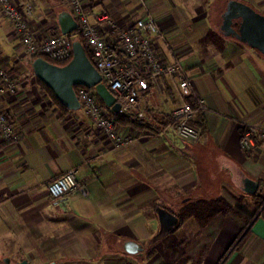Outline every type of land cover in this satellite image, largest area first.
I'll list each match as a JSON object with an SVG mask.
<instances>
[{
  "label": "crops",
  "instance_id": "obj_1",
  "mask_svg": "<svg viewBox=\"0 0 264 264\" xmlns=\"http://www.w3.org/2000/svg\"><path fill=\"white\" fill-rule=\"evenodd\" d=\"M26 1L33 11L28 24L37 38L52 32L54 14L69 11L66 0ZM83 1L91 22L100 12L119 21H131L142 14L139 0ZM231 1L244 2L264 14V0ZM218 26L207 18V22L189 26L191 30L175 26L164 31L171 44L207 38L210 33L211 43L230 49L180 55L207 108L189 118L198 139L181 140L167 127L171 111L183 97L167 78L159 76L148 80L147 89L137 93L136 103L128 109L140 120V127H121L138 137L120 149L108 150L82 107L63 110L48 98L30 72L18 37L10 33L0 14V64L16 83L14 94L0 95V111L8 116L17 134L14 143L0 137V237L6 234L15 241L34 240L37 250L45 253L47 264L69 259L76 263L67 264H90L86 260L97 258L92 264H102L101 251L95 247L101 244L96 232L103 228L102 237L107 231L117 236L116 230L125 225L128 230L144 226L147 233H166L179 226L180 219L200 220V213L207 210L203 205L224 203L229 208L212 213L204 225L232 238L229 246L243 228L233 220L249 219L264 192V142L249 150L238 146L241 121L264 127V55L222 35ZM102 35L115 41L108 29H103ZM246 88L253 100L246 95ZM222 156L227 160L221 161ZM228 160L238 165L233 170L242 180L248 177L257 183L255 195L233 185L228 171L221 167ZM70 166L76 168V187L59 199H51L44 184ZM160 203L173 206L172 214L177 218L164 232L159 230L155 213ZM259 210L246 225V238L229 264H264V216L258 215ZM254 225L259 228L252 235ZM138 231L132 233L140 238ZM125 240H118V252H124ZM91 252L99 253L93 256ZM18 256L12 262L27 260ZM227 257L218 264H224Z\"/></svg>",
  "mask_w": 264,
  "mask_h": 264
},
{
  "label": "built area",
  "instance_id": "obj_2",
  "mask_svg": "<svg viewBox=\"0 0 264 264\" xmlns=\"http://www.w3.org/2000/svg\"><path fill=\"white\" fill-rule=\"evenodd\" d=\"M69 11L76 21V30L90 54L91 63L101 76V81L120 104V110H128L136 103L140 90L147 89L148 80L159 76L168 79L178 89L182 100L170 113L167 127L181 140L198 139V131L189 123L195 111L206 110L203 97L191 84L187 69L181 63L168 37L159 27L143 0H139L142 14L131 21H119L100 12L89 19V10L83 0H66ZM0 14L6 19L10 33L18 37L22 53L27 57H45L50 60H66L71 56V36L52 33L35 37L29 27L32 8L26 0H0ZM103 29L114 33V42L104 39ZM16 83L0 64V95L14 94ZM75 95L97 128L108 150H117L138 136L127 133L106 117L105 110L97 103L95 95L86 87L77 86ZM189 99V100H186ZM238 146L249 150L264 142V127L249 121L240 122ZM0 137L14 143L17 134L8 116L0 111ZM76 168L70 166L44 186L51 199H59L76 187Z\"/></svg>",
  "mask_w": 264,
  "mask_h": 264
},
{
  "label": "rangeland",
  "instance_id": "obj_3",
  "mask_svg": "<svg viewBox=\"0 0 264 264\" xmlns=\"http://www.w3.org/2000/svg\"><path fill=\"white\" fill-rule=\"evenodd\" d=\"M125 1V0H124ZM134 2L135 0H129ZM146 5L151 9L155 15L159 27L164 32L166 28H173L175 26L182 27L180 30H191L189 26L196 25L198 22L204 20L210 21L214 26L220 24V13L222 12L225 2L222 0H144ZM33 14V11H32ZM206 15V17H204ZM128 21V20H127ZM215 30V28H212ZM165 33V32H164ZM211 34L207 35V38L195 39L193 41L181 42L180 44H171L177 53L178 57L184 55L185 57H192L197 54H211L212 52L218 53V51L227 52L230 49L225 50L222 46L211 43ZM223 49V50H222ZM20 50L22 48L20 46ZM246 95L251 97L249 89H245ZM264 194V192H263ZM168 212H174V207L170 205L158 204ZM210 205L207 210L200 213L201 219H206ZM213 207L223 209L224 205L214 204ZM170 210V211H169ZM180 219V216H178ZM182 218V217H181ZM198 218L192 219H180V224L167 231L166 233H151L146 231L144 226L139 229L128 230V226L118 228L116 232L118 235H113L111 232H106L102 237L101 233L105 232V228L100 233L99 239L101 244L95 247L101 252L102 264H214L219 256H223L221 261L228 255L224 264H229L233 255L237 249L232 252V246H228V243L232 238L228 235L220 233L217 229H211V226L200 224ZM248 219H235V222L240 227H244V223ZM210 222V221H208ZM207 222V223H208ZM251 222V220H250ZM247 224V226L250 224ZM260 223V222H259ZM246 226V227H247ZM259 226L254 225L251 227V234H256ZM139 230L142 237L134 235L132 231ZM245 228L240 232V235ZM132 239L139 240L142 245L141 253L128 254L122 251L118 252L119 239ZM11 236L3 235L0 237V264H13V258L17 254L27 257L28 264H47V259L44 252L38 251L36 248V242L34 240L15 241ZM16 239H19L16 237ZM229 247V248H228ZM228 248V249H227ZM23 249L21 252L19 250ZM227 249V251H226ZM15 251V252H14ZM80 253V252H79ZM92 253V252H91ZM90 253V255H91ZM97 252H93L92 255H98ZM58 254V253H57ZM99 259V258H97ZM96 259V260H97ZM86 260L90 264L96 262ZM47 261V260H46ZM70 261V262H69ZM65 261L62 264L76 263L72 259ZM220 261V262H221ZM61 264V263H60Z\"/></svg>",
  "mask_w": 264,
  "mask_h": 264
},
{
  "label": "water",
  "instance_id": "obj_4",
  "mask_svg": "<svg viewBox=\"0 0 264 264\" xmlns=\"http://www.w3.org/2000/svg\"><path fill=\"white\" fill-rule=\"evenodd\" d=\"M55 21L59 33L71 34L76 28V21L67 10L56 13ZM220 33L233 37L252 49L264 55V14L254 10L241 1L226 0L220 13ZM30 70L34 77L41 81L53 93L55 99L65 108L75 110L80 107L73 86L81 85L92 88L95 95L112 112L120 111V104L110 93L101 76L93 66L78 39L71 40V56L63 65H55L43 57L37 56L30 61ZM242 190L245 193L255 192L257 183L244 177ZM159 230L164 232L174 226L177 218L162 207H155ZM125 253L134 254L141 250L139 243L127 239L122 243ZM13 264H28L26 259H20Z\"/></svg>",
  "mask_w": 264,
  "mask_h": 264
},
{
  "label": "trees",
  "instance_id": "obj_5",
  "mask_svg": "<svg viewBox=\"0 0 264 264\" xmlns=\"http://www.w3.org/2000/svg\"><path fill=\"white\" fill-rule=\"evenodd\" d=\"M55 14L53 15V24H54V27L52 28V33H59V31H58V28L56 27V23H55ZM68 35H70L71 36V38L72 39H78L80 42H81V44H82V46H83V48H84V51H85V54L87 55V57L89 58V60L91 61V59H90V54H89V52H88V49L86 48V46H85V44H84V42H83V40H82V38L79 36V34H78V32H77V30L75 29L71 34H68ZM34 57H37V56H33V57H31V58H28L27 59V61H26V63H27V65H28V67H29V69H30V66H29V64H30V61L34 58ZM44 59H46L48 62H50V63H52V64H55V65H63L64 63H66L68 60H69V58L68 59H66V60H62V61H59V60H50V59H47V58H45V57H43ZM7 71V70H6ZM8 72V71H7ZM30 72H32L31 70H30ZM9 73V72H8ZM10 74V73H9ZM11 75V74H10ZM36 79V78H35ZM36 81L38 82V84L40 85V87L42 88V90L44 91V92H46V94H47V96H48V98L55 104V105H58L61 109H63V110H67V108H65L64 106H62L56 99H55V97H54V95H53V93L50 91V89L48 88V87H46L41 81H39L38 79H36ZM77 86H81V85H75V86H73V88L75 89V87H77ZM106 86V85H105ZM94 95H95V93H94V91H93V89L92 88H88ZM95 98H96V101H97V103L105 110V115H106V117H108V118H110L112 121H113V123L115 124V125H118V126H120V127H122V128H127V129H129V130H131V129H133V128H138V127H140V120L139 119H137L131 112H129L128 110H120V111H118V112H116V113H114V112H112L107 106H105L103 103H102V101L95 95ZM260 189V188H259ZM256 193H253L252 195H255ZM220 204V203H219ZM223 205H224V207H223V209L222 210H226V209H228L229 208V205H227V204H224V203H222ZM212 208H214V209H210L211 211L210 212H208V215L206 216V219H201L200 221H199V223L200 224H203V223H205V222H207L209 219V217L211 216V214L212 213H214V212H218V211H222L221 209H219V208H216V207H213V205H214V203H210L209 204ZM209 205H203V208H205V210H206V208L209 206ZM155 207V206H154ZM210 207V208H211ZM260 208V210H259V212H258V215L259 214H261V215H263L264 216V194H262V196H260V199L258 200V202H256V206H255V210H254V212L252 213V215L250 216V218L248 219V220H246V222L244 223V227L242 228V230L245 228V226L250 222V220H251V218L255 215V213H256V211L258 210ZM257 215V216H258ZM241 230V231H242ZM248 230H249V227H247L246 228V230L243 232V234L238 238V236H239V234L237 235V236H235V238L232 240V242L230 243V245H229V247L230 246H232V250L233 249H238L239 247H241V245L243 244V242H244V240H245V238H246V235H247V232H248ZM240 231V232H241ZM228 247V248H229ZM227 248V249H228ZM227 249H226V251H227ZM18 257H20V256H18ZM223 256H221L217 261H216V263L215 264H218L219 262H220V260H221V258H222Z\"/></svg>",
  "mask_w": 264,
  "mask_h": 264
},
{
  "label": "clouds",
  "instance_id": "obj_6",
  "mask_svg": "<svg viewBox=\"0 0 264 264\" xmlns=\"http://www.w3.org/2000/svg\"><path fill=\"white\" fill-rule=\"evenodd\" d=\"M221 161L227 160L226 157H220L219 158ZM221 167L228 171L229 177L235 187L242 188V177L237 173V171H234L233 169H237L238 165L235 164L234 161L228 160L227 163H222Z\"/></svg>",
  "mask_w": 264,
  "mask_h": 264
}]
</instances>
